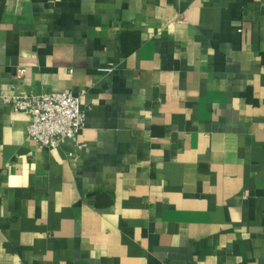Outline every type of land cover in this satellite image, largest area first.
Wrapping results in <instances>:
<instances>
[{
	"label": "crops",
	"instance_id": "1",
	"mask_svg": "<svg viewBox=\"0 0 264 264\" xmlns=\"http://www.w3.org/2000/svg\"><path fill=\"white\" fill-rule=\"evenodd\" d=\"M66 89L0 106V264H264V0H0V93Z\"/></svg>",
	"mask_w": 264,
	"mask_h": 264
},
{
	"label": "built area",
	"instance_id": "2",
	"mask_svg": "<svg viewBox=\"0 0 264 264\" xmlns=\"http://www.w3.org/2000/svg\"><path fill=\"white\" fill-rule=\"evenodd\" d=\"M103 70L111 72L113 67ZM0 106L28 115L27 138L46 148H56L65 140H75L87 118L80 97L69 89L25 95L0 93Z\"/></svg>",
	"mask_w": 264,
	"mask_h": 264
}]
</instances>
